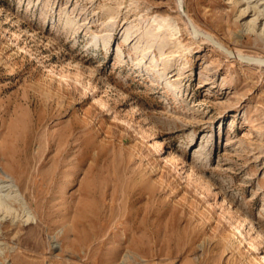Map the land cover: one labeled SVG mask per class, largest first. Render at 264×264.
Listing matches in <instances>:
<instances>
[{
    "label": "rangeland",
    "instance_id": "rangeland-1",
    "mask_svg": "<svg viewBox=\"0 0 264 264\" xmlns=\"http://www.w3.org/2000/svg\"><path fill=\"white\" fill-rule=\"evenodd\" d=\"M247 1L255 30L231 0L184 7L264 57ZM163 14L177 0H0V178L27 207L0 212V264H264V67L182 25L153 50Z\"/></svg>",
    "mask_w": 264,
    "mask_h": 264
},
{
    "label": "bare ground",
    "instance_id": "bare-ground-1",
    "mask_svg": "<svg viewBox=\"0 0 264 264\" xmlns=\"http://www.w3.org/2000/svg\"><path fill=\"white\" fill-rule=\"evenodd\" d=\"M231 2H233L235 7H238L239 18L244 17V16H249L251 14V12H253L252 13L253 17L246 24L249 27V29L255 30L256 27H258V20H259V16H258V8L259 7L256 5L258 3L256 2V4L252 5V1H247V0H246V2H244L243 0H231ZM118 12H119V9H118ZM104 15H105V13H104ZM189 18L193 22L194 26L198 29L199 34L196 35L190 30V26H189L187 17L184 16L180 11H179V14H177V15L163 14L162 16H160L159 19H155V20H159L157 23V26H156V34L158 35V37H157V39L151 41V44L149 45V47H152L153 50H155V51L158 50L161 54H163L164 50L166 51V49L171 47L168 43L170 42L169 40H171L172 33H174L175 31L178 30V26L182 25L184 28H186V30H188L190 32L191 36L194 39L203 38V39L210 41L214 46L219 48L227 56H229L231 58H235L238 61L245 62L246 64H249V65L260 66V67L262 66V68L264 67V64H262L259 60L260 58H264V57L247 55L241 51H237V50H234V49L228 47L223 41L216 38L212 33H209V32H206V31L200 29L197 26V24L194 22V20L191 17H189ZM110 19H112V18H110ZM151 33H153V32H151ZM140 34H141V32H140ZM206 34L209 35L210 37H212L215 41H217L222 48L220 46H217L218 44H216V42L214 40H211V38H208V36L207 37L204 36ZM146 38H148V37H146ZM153 38H155V35H153ZM161 38H162V40L160 41ZM175 38H177V37H175ZM145 41H147V39H145ZM167 41H168V43H167ZM224 47L227 50H225ZM229 50L233 51L234 54H230V52H228ZM149 52L146 51V53H149ZM245 55H247L248 57L247 58L240 57V56H245ZM161 57H162V55H161ZM227 144H231V141H229ZM19 195H20L19 189L17 188V185H15L13 181L3 180L0 178V212H2V211L3 212L4 211L9 212L13 208V204H14L15 200L16 201L21 200V202L24 204V208H25L26 204L22 198H19L20 197ZM24 216H25V214H24ZM29 221H32V222L36 221V216H35V214L32 213V211H30V209L29 210L27 209L25 222H29Z\"/></svg>",
    "mask_w": 264,
    "mask_h": 264
},
{
    "label": "water",
    "instance_id": "water-1",
    "mask_svg": "<svg viewBox=\"0 0 264 264\" xmlns=\"http://www.w3.org/2000/svg\"><path fill=\"white\" fill-rule=\"evenodd\" d=\"M177 3H178V9H179V11L184 15V16H186L187 17V19H188V23H189V26H190V30L194 33V34H199V31H198V29L194 26V24H193V22L190 20V18H189V16L186 14V11H185V7H184V0H177ZM204 36H208V38H211V40H214L212 37H210L209 35H204ZM215 41V40H214ZM216 42V44H218L217 46H220V44L217 42V41H215ZM221 47V46H220ZM222 48V47H221ZM225 48V47H224ZM225 50H227L226 48H225ZM228 52H230V54H234L233 53V51H231V50H229ZM234 56V55H233ZM239 56V55H238ZM240 57H242V58H247L248 56L247 55H245V56H240ZM260 60V62L262 63V64H264V58H260L259 59Z\"/></svg>",
    "mask_w": 264,
    "mask_h": 264
},
{
    "label": "built area",
    "instance_id": "built-area-1",
    "mask_svg": "<svg viewBox=\"0 0 264 264\" xmlns=\"http://www.w3.org/2000/svg\"><path fill=\"white\" fill-rule=\"evenodd\" d=\"M264 70V69H263ZM264 72V71H263Z\"/></svg>",
    "mask_w": 264,
    "mask_h": 264
}]
</instances>
